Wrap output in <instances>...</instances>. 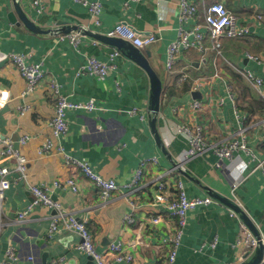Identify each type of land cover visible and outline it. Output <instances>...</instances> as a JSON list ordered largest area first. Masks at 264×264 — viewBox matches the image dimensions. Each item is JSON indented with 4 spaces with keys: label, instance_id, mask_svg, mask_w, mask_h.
<instances>
[{
    "label": "crops",
    "instance_id": "1",
    "mask_svg": "<svg viewBox=\"0 0 264 264\" xmlns=\"http://www.w3.org/2000/svg\"><path fill=\"white\" fill-rule=\"evenodd\" d=\"M179 1L104 0L101 25L96 26L88 9L75 0H47L41 13L30 5V0H0V89H6L11 95V102L0 112V134L10 139L27 157L28 182L47 185L54 200L80 220H87L98 251H105L112 243L133 249L131 243L140 235L142 244L136 246L139 258L133 264H164L168 249L163 247V240L169 236L164 226L142 233L138 225L146 221L153 210L168 216L165 205L160 208L156 205L151 184L156 173H149L139 192L126 195L124 189L122 194L125 196L120 193L103 203L90 183L65 165L62 155L56 152L40 154L41 147L52 139L50 121L54 115V102L45 89L33 96L21 97L26 83L8 55L27 54L31 63L42 64L48 78L57 82L68 101L94 103L93 111L67 112L68 131L56 142L68 155L87 162L95 173L113 178L119 184L130 183L144 159L155 157L160 168L172 167V158H179L188 147L183 137L171 134V126L183 119V115L175 113L174 109L204 98L202 91H192L194 78L209 77L223 69L233 76L239 109L243 115H250L252 122L236 121L232 102L220 81L214 85L212 97L216 98L220 93L225 98L224 107L220 111L209 109L204 115L200 114L197 121L223 137L227 125L231 124L235 135L240 126L246 127L251 153L239 152L222 166L218 165V158L212 152L188 161V173L177 177L184 185L186 196L189 199L212 196L214 201L189 213L173 264H239V253L234 245L241 224H248L254 235L264 237V164L261 168L257 166L264 159V111L259 107L260 103L264 105V100L228 62L251 71L264 81V65L246 58L249 52L254 55L264 53V0H195L206 4L223 2L228 9L246 19L242 21L249 25L251 33L245 39L222 41L226 61L212 52L208 61L198 53H183L175 70L169 71L166 65L168 48L179 37ZM17 5L37 31L25 25L17 13ZM256 15H261L262 19L255 20ZM119 23H126L137 33L158 37L155 44L140 50L163 83L156 112L147 72L127 56L129 50L123 52L94 36H106ZM79 25L88 26L90 32L81 39L78 47L68 39H59L53 32L62 26L67 34ZM115 51L120 55L111 61L110 55ZM90 57L114 66L105 81L80 73ZM181 72L188 73L186 81L180 79ZM26 103L31 104L32 111L20 116L17 107ZM24 136L29 140L21 146L19 140ZM3 166L13 169L15 162L2 161L0 157V167ZM72 175L78 176L80 193L64 185H55L56 180L65 181ZM16 176L13 172L9 178L13 180ZM32 200L28 183L24 181H13L5 192L0 221V262L12 246L17 253L15 264H53L60 258H65L62 264H95L88 255L76 249L81 241L78 234L64 232L54 239L47 237L53 210L37 206L27 213L26 222H16L18 213L26 212ZM231 200H236L238 209L245 215L243 219L236 210L238 216H230ZM130 201L135 203L137 223L127 227L123 218L133 211ZM215 240L217 245L213 249L210 244ZM256 255L257 252L248 257L247 263H252Z\"/></svg>",
    "mask_w": 264,
    "mask_h": 264
},
{
    "label": "built area",
    "instance_id": "2",
    "mask_svg": "<svg viewBox=\"0 0 264 264\" xmlns=\"http://www.w3.org/2000/svg\"><path fill=\"white\" fill-rule=\"evenodd\" d=\"M46 1L30 0V5L37 12L41 13L43 3ZM103 1L75 0V2L82 4L88 9L91 21L96 26L101 25L100 17L104 9ZM126 5L128 6V4ZM179 12V37L168 48L166 65L169 71L175 70L183 53H198L203 60L208 61V55L212 52L217 57L226 61L222 52V41L224 39H245L251 33L249 25L242 21V19L244 21L246 19L241 18L232 10L228 9L221 1L206 4L196 2L195 0H180ZM254 18L255 20H261L262 16L256 15ZM65 29V27L60 26L53 32L59 35V39H68L75 47H78L81 39L90 32L89 27L84 25L75 27L74 30H71L67 34L64 33ZM106 36L122 39L139 50L146 49L158 41L156 35L137 33L126 23L117 24ZM119 55L120 52L118 51L111 53L110 60L113 61ZM8 58L20 72L26 83L25 90L21 93L22 98L33 96L40 89H45L49 99L54 102V115L50 121L52 139L41 147L40 154L56 152L62 155L65 165L71 172H79L90 183L92 188L97 191L103 203H108L115 195L122 194L124 189L127 192L126 195L139 192L144 188L149 173H156V177L151 181L156 195V205L159 208L165 205L168 216L160 210L150 211L147 220L138 223L140 226L139 231L144 233L148 229L151 230L164 226L169 236L163 240V247L168 249L163 263L173 264L176 260L179 246L181 245L189 213L197 207L207 206L214 201L212 196L196 199H189L186 196L184 185L177 177L181 173H188L186 167L188 161L204 155L207 152H212L218 158V165L222 166L227 160L232 161L239 152L251 153L248 140L246 139V127L240 126L238 131H236L237 135H235L231 129V124L230 126L227 125L225 129L226 136L223 137L212 132L210 127L202 125L197 121V117L200 114L204 115L209 109L220 111L224 107L225 98L220 96V93L216 98L212 97V90L217 81L222 82L226 95L232 102L236 121L238 123L251 121V116L243 115L239 109L237 85L232 79L233 76L231 74L229 76L223 69H220L212 76L194 78L195 80L191 86L192 91H202L204 98L175 108L174 112L182 114L183 119L181 123L171 126V134L183 137L187 142V149L181 152L179 158H172V167L170 169L160 168L158 166V159L155 157L142 160L139 168L134 173L132 181L127 184H119L113 178H106L95 173L87 162L79 161L71 157L64 151L61 144L56 142L68 131L67 112L72 110L93 111L95 108L94 103L78 104L68 101L61 94L57 82L53 78H48L47 73L43 69V65L31 63L29 61V55L11 53L8 55ZM246 58L264 65V53L254 55L249 52L246 54ZM228 65L264 100V81L262 78L257 77L249 70L242 69L229 62ZM113 68L114 66L112 64L102 62L95 57H90L87 63L82 66L80 73L90 74L98 81L103 82ZM179 77L181 80L186 81L189 75L186 72H181ZM10 102V93L6 89H0V112ZM17 111L20 116H25L32 111V106L29 103L19 105ZM28 140L27 137H22L19 140V145L23 146L27 144ZM0 157L2 161L15 162L13 169L8 166L0 167V221L5 192L10 188L13 181H24L28 183L33 200L26 212L18 213L16 222H26L27 213L34 207L48 208L53 210L54 214L47 232V237L54 239L64 232L78 234L81 241L76 245V249L88 255L95 264H116L122 262L133 264L139 258L136 246L142 244L143 239L140 235L137 237V241L131 243L134 250L131 248L127 250L120 243H112L105 251H98L96 239L89 229L87 220H80L74 213L67 211L59 201L54 200L49 193V187L47 185H37L28 182L27 157L15 147L10 139L4 138L1 134ZM263 164L264 159L258 163V168H261ZM13 172L17 176L12 180L9 176ZM174 179L175 181H173ZM55 185H64L65 187L71 188L75 193H80V182L78 176L75 175L70 176L65 181L61 179L56 180ZM171 188H173V192H171ZM122 195L125 196V194ZM231 203L239 208L236 200L234 202L231 200ZM131 207L133 211L126 214L123 218V223L127 227L134 226L137 223V217L134 213L135 203H132ZM230 216H238H236L235 209H230ZM173 221H176V223ZM216 245L217 241L215 240L210 244V247L214 249ZM234 247L239 253V264L247 263L248 257L254 255L262 247V258L258 264H264V237L254 235L246 224H241ZM204 248L205 246L200 251H203ZM16 261V249L10 246L6 252L5 259L0 264H15ZM64 262L65 258H60L59 261H55L53 264H62Z\"/></svg>",
    "mask_w": 264,
    "mask_h": 264
},
{
    "label": "water",
    "instance_id": "3",
    "mask_svg": "<svg viewBox=\"0 0 264 264\" xmlns=\"http://www.w3.org/2000/svg\"><path fill=\"white\" fill-rule=\"evenodd\" d=\"M17 13L20 15V18L25 23V25L33 30L37 31L35 26L31 23V21L25 16L22 9L17 5L16 6ZM96 38L100 39L101 41L108 43L109 45H112L116 48H118L121 51H128L127 56L131 58L133 61H135L138 65H140L149 75L151 84H152V95L151 99L154 104L155 112L158 110L159 101L162 93L163 83L160 80V78L156 75L154 70L151 68L149 62L147 59L140 53V50L132 46L130 43L114 37H108L104 35H94ZM159 139V136L157 137ZM231 202V201H230ZM230 206L233 207L237 211V213L240 215V219H243L244 213L240 211L237 207H235L232 203H230ZM246 224V223H245ZM248 226V224H246ZM249 227V226H248ZM262 247L257 251L256 259L252 263H245V264H258L262 258Z\"/></svg>",
    "mask_w": 264,
    "mask_h": 264
},
{
    "label": "trees",
    "instance_id": "4",
    "mask_svg": "<svg viewBox=\"0 0 264 264\" xmlns=\"http://www.w3.org/2000/svg\"><path fill=\"white\" fill-rule=\"evenodd\" d=\"M235 77H236V76H235ZM239 77H240V76H239ZM240 78H241V77H240ZM241 79H242V78H241ZM242 80H243V79H242ZM243 81H244V80H243ZM259 103H260V102H259ZM259 107H260V110H261V111H264V105H263V104L260 103V104H259Z\"/></svg>",
    "mask_w": 264,
    "mask_h": 264
}]
</instances>
